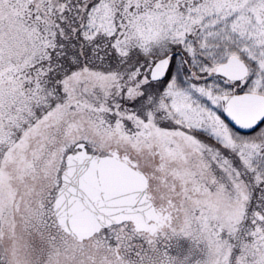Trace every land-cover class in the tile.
I'll use <instances>...</instances> for the list:
<instances>
[{
    "label": "rangeland",
    "instance_id": "obj_1",
    "mask_svg": "<svg viewBox=\"0 0 264 264\" xmlns=\"http://www.w3.org/2000/svg\"><path fill=\"white\" fill-rule=\"evenodd\" d=\"M169 54V76L152 81ZM233 56L242 81L215 73ZM6 91L33 115L0 105V264H264V125L239 134L223 102L264 95V0H0ZM80 142L164 164L173 212L156 235L116 226L78 244L56 232L64 158Z\"/></svg>",
    "mask_w": 264,
    "mask_h": 264
},
{
    "label": "water",
    "instance_id": "obj_2",
    "mask_svg": "<svg viewBox=\"0 0 264 264\" xmlns=\"http://www.w3.org/2000/svg\"><path fill=\"white\" fill-rule=\"evenodd\" d=\"M33 1V0H30ZM169 59L159 61L152 70L153 80H162L169 69ZM246 64L232 57L216 74L233 81L243 80ZM226 118L238 131L251 133L264 122V96L242 94L224 98ZM76 155H69L63 183L56 198L55 213L62 228L83 240L101 228L132 221L137 231L150 229L155 219L153 207L146 196L143 176L125 163L108 157L89 155L84 145ZM158 228L150 231L154 234Z\"/></svg>",
    "mask_w": 264,
    "mask_h": 264
},
{
    "label": "flooded vegetation",
    "instance_id": "obj_3",
    "mask_svg": "<svg viewBox=\"0 0 264 264\" xmlns=\"http://www.w3.org/2000/svg\"><path fill=\"white\" fill-rule=\"evenodd\" d=\"M136 169L141 171L142 173H144L147 177L148 180V193H149V197L151 198L155 209L157 211V213L160 215L161 219L163 221H165V224H167V222L170 220V215L169 213L172 214L173 210L170 209V206L167 204V200H166V195L168 193V187H167V178L164 175V164L162 162H149V161H145L143 166L136 164ZM153 180L155 182H157V184L154 187V183ZM154 189H157L158 191L154 192ZM157 194H160V198L161 199H157ZM161 202V204H159V202ZM169 213H168V211ZM168 219V220H167ZM14 244L12 245L13 248L11 247V251L13 252L15 258L19 259V260H23L22 257V252L24 253V248H22V246L20 245L21 243L18 242V240H14L13 241ZM117 260H119L118 258H116V260L114 262H118Z\"/></svg>",
    "mask_w": 264,
    "mask_h": 264
},
{
    "label": "trees",
    "instance_id": "obj_4",
    "mask_svg": "<svg viewBox=\"0 0 264 264\" xmlns=\"http://www.w3.org/2000/svg\"><path fill=\"white\" fill-rule=\"evenodd\" d=\"M23 24L20 23V21H17V24H13L11 26H7V33L9 32V34L17 35L18 33L20 34V30H21V26ZM6 30H4V33H6ZM24 51H30L33 47L30 37L28 36L27 39H24ZM20 48H18L17 46L15 47H11V49L9 50L8 56L11 60L16 61L21 59L19 55V51ZM17 56H19V58H17ZM43 94H47L48 90L44 89L43 91H41ZM22 94H19L15 91H6L3 95V97H0L1 102L0 105L4 104L6 106L8 113L13 114L14 117H18L21 116L25 118L33 115L32 114V105L30 104V102H26L25 104H23V98H22ZM42 98V97H40ZM43 107L47 108V102L46 103H42ZM0 135H1V131H0Z\"/></svg>",
    "mask_w": 264,
    "mask_h": 264
}]
</instances>
